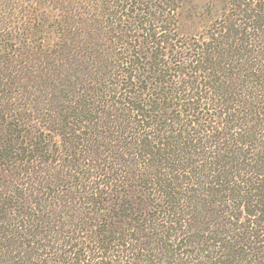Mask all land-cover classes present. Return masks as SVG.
<instances>
[{"label": "trees", "instance_id": "1", "mask_svg": "<svg viewBox=\"0 0 264 264\" xmlns=\"http://www.w3.org/2000/svg\"><path fill=\"white\" fill-rule=\"evenodd\" d=\"M56 1L62 6L63 13L55 17L68 37L65 36V42L58 45L61 52L54 53L55 61L64 71H68L69 66L73 67L72 78L68 73V76L63 74L60 80L82 85L83 81L78 78L80 75L86 81L81 88L73 90L76 95L70 93L69 96L66 89L54 95L46 84L41 93L44 105L48 106L44 110L50 112L45 118L49 130L61 136L62 144L67 147L66 155H58L57 158L64 162L68 158L65 165L61 164V171H66L60 176L71 179L72 174L79 171L90 174L88 169L82 170L84 163L74 166L75 160L81 157L85 161L92 156L104 160L101 148H107V159H112L117 166L106 168V171L101 168L102 175L106 177L123 169L124 175L118 176L122 173L118 172L112 177L128 185L129 198L114 208L117 209L114 214H103L102 211L109 212L110 209L98 207L92 197L84 194L91 190L92 195L98 192L99 197L107 191H99L92 185L82 187V183H78L80 190L74 187L72 193H62L61 190L60 194L52 195L55 202L64 198L63 204L53 203L47 211L41 210L44 223L42 216L35 218V214L27 212L24 207L21 210L14 203L20 191L8 189L13 186L6 185L9 182H5V178L9 173L12 177L19 173L36 177L37 173L39 185L58 183L61 178L57 179L55 174H49V178L40 175L41 166L51 163L56 154L51 148L43 149V146L36 150L33 147L14 148L12 141L15 138H10L13 124L1 118L0 264L9 261L3 260L8 253L18 250L23 251L25 257L13 264L30 263L31 258H37L35 253L38 255L37 264H264V6L257 3L251 6L245 2L249 0H230L237 13L224 22L222 30L211 33L209 42L199 43L193 48L200 54L197 58H192L193 54L188 56L189 62L194 59L195 64L190 62L184 69L200 72L203 78L198 80L195 76L191 81L179 78L178 82H170L169 85H173L167 90L162 89L164 92L163 95L160 93L158 106L157 101L144 104L135 95L141 90L143 80L164 85L168 84L165 78L167 70L185 74L177 67H167L161 60L169 49L167 38L157 39L156 33L150 32L149 20L141 26L146 44L152 47L150 52L144 49L139 53L142 56L147 54L149 59L150 69L144 76L137 73L135 66L132 67L138 65L135 60L130 69L124 66L125 63L131 64L130 59L117 63L113 58L108 62L109 52L101 38L104 31L102 18L113 14L111 11L106 14V11L122 9L127 0L101 1L100 5H90L89 1L82 3L81 0L72 4L70 0ZM156 6L150 2L151 8L156 9ZM91 9L97 14L89 15L88 10ZM155 21V26L161 28L159 18L156 17ZM7 24L13 28H9L12 30L9 39L15 38L21 27L13 19ZM135 26V29H140L139 25ZM250 28L257 34H249L247 38L246 29ZM158 47L166 50L158 51ZM113 69L120 71L113 77L115 86L104 90L100 86L93 87L95 77L103 79ZM151 72L152 76L148 78L146 75ZM254 72L259 76L256 77ZM65 86L70 87L69 84ZM192 99L196 100L194 106H191ZM165 100L181 101L175 103L179 106L178 116L171 115V104L168 106ZM134 101H139L140 105ZM205 105H209L207 110H216V123L224 124L220 130L213 126L215 133L219 131L227 135L229 130L235 133L239 146L255 147L256 155L250 150L249 162L245 154L237 152L240 149L229 152V148L224 151L219 148L217 158L207 161L205 147L210 141H203L196 135L197 129L191 125L193 120L188 118L197 112V106ZM44 110L37 111V118L45 114ZM153 111L159 115L157 120L152 119L155 116ZM2 112L6 116L10 114L7 107L0 110L1 116ZM85 129L87 131L83 132ZM138 129L142 132L136 133ZM145 129L149 132H144ZM130 133L136 134L131 136ZM79 146L86 148L79 149ZM122 156L128 159L124 160ZM29 159L31 162L37 160V164L30 167ZM246 172L250 176L245 178ZM109 179L111 176L107 177V182L102 181L103 186L108 185ZM244 189L245 193H242ZM6 192L16 198H6ZM52 193L56 192L53 190ZM136 194H140L142 199L134 200ZM81 197L84 198L83 204H87L85 208L73 204ZM237 198L247 203L246 216L249 219L244 223H227L221 213L231 218L235 216L233 211L236 208L231 205ZM225 203L229 207L224 208ZM212 206L218 211L217 218L208 224L215 225L211 234L216 235L197 238L194 234L199 235L195 232H200L201 227L194 224V218L199 220L205 214L213 215ZM17 212L20 213L17 216L25 220L14 218ZM10 215L13 217H8ZM189 246L194 251L187 253L183 247ZM36 250H40L39 253Z\"/></svg>", "mask_w": 264, "mask_h": 264}, {"label": "rangeland", "instance_id": "2", "mask_svg": "<svg viewBox=\"0 0 264 264\" xmlns=\"http://www.w3.org/2000/svg\"><path fill=\"white\" fill-rule=\"evenodd\" d=\"M76 1L79 2L80 0ZM85 1H89L88 3L90 5H100L101 1L111 3L113 0H81L82 3ZM150 2H154L157 5V8H151ZM245 2L249 3L251 6H253L255 3L260 4V6H264V0H249ZM72 3H75V0H70V4ZM118 3L121 4L120 2ZM58 4L59 3H57L56 0H0V94L2 93V97L0 98V110L6 107L10 110V114H7V116L4 112H2L3 116L0 115V123H2L1 118H4L7 120V122L13 124V127H11L13 128V133L10 135V138H15V140L12 141V146L14 148L18 147L29 149L33 147L32 149L35 150L42 146L45 150L51 148L54 154H56V157L51 163L48 162L41 166L43 169L42 172H40V175L44 176V178H49V174H55L57 179L61 178L60 174L63 175V173L66 171H61V164L65 165L67 162L66 160L68 159H65L64 162L58 161L57 158L58 155L61 157L66 155L67 147L64 145V143L62 144L63 140L61 136H58L55 134V132L49 130V124L45 118L50 112H46L44 110V108H47L48 106L44 105L45 101L42 99L41 93L46 86H49L51 87V92L54 95L59 90L66 89L69 91L68 95L70 96V93L74 94L73 90H75V88H81L86 83L85 79L81 78L80 75H78V78L83 81L82 85L66 83V81L60 80L63 78V74L68 76L69 73L70 76V74L73 73V71H71L73 67L69 66L68 69L70 71H64L57 64L55 61L56 58L54 57L55 52L58 50L61 52V48H58V45L61 46L65 42V36L68 37V35H66V33L61 30L62 28L55 17V15L60 17V15L63 13L61 10L62 6ZM123 5L124 7L122 9L111 8L112 10L106 11V14L110 11L113 14L110 16L107 14L105 15L108 16L107 18H102L101 23L104 31L101 38L102 42H104L106 45L107 53L109 52L107 55L108 62H112L113 58H116L117 63L120 61L125 62V60L130 59L131 64H124L126 69H130V66L135 63L133 60H135L138 65L134 64L132 67L135 66V68H137L136 71L138 74H144L147 69H150L148 68V55L145 54L142 56L139 54L140 51L144 49H147L148 52L152 50V47H150L151 45L146 44L147 42L145 41V33L141 31V26H144L145 22H148L149 20V22H151L150 32L156 33V37L159 40L167 38L166 45L169 49H167V52L165 53L167 55H163V58H161V60L164 61L163 63L166 64L167 67H177V69H182L185 72V74H180L178 71L176 72L173 70H167L165 73V78L168 79V84L164 85H160L159 83L156 84L154 81L149 84L145 82V80L140 83L141 90L137 93V95H135V97H139L140 101H142L144 104H150L151 102L153 104L154 101H157L158 106L161 102V99H159L160 93L163 95L164 90H167V87H171L173 85V83L172 85H169L170 82H178L179 78L191 81L192 79H195V76L198 80L203 78L200 72L195 73L191 71L190 68L184 69L189 67L190 62L191 64L194 62V59H191L189 62L188 56L193 54L192 58L194 56L197 58V56L200 54L199 52L196 53L197 51H194L193 48L199 46V43L209 42L211 33L222 30V26L225 25L224 22L229 17H231V15L237 13V11L234 10L233 6L230 4V0H127L123 3ZM136 7H139V9H145L138 10ZM91 10H88L89 15L97 14V12ZM115 10L119 11L116 12ZM28 11L30 13H28ZM153 14H155L154 17ZM156 17L159 18V24H161V28L155 26ZM11 18L21 27L20 30L16 31L17 34L15 33L16 39L14 37L9 39V36H11L9 33L12 31L9 30V28L12 27H9L10 25L7 23L12 20ZM243 21H245V19H243ZM135 24L139 25L140 29H135V27H137ZM22 31L24 33L19 35ZM246 34L248 35L247 38H249V34L256 35L257 32L250 28L246 29ZM169 37L170 39H168ZM144 42L145 44H142ZM160 44L163 46V43ZM159 50L166 49L164 47H158V51ZM123 56H125L126 59ZM117 58H119V60ZM117 70L113 69L112 72L107 76H104L103 79H98L95 77L92 81V84L94 85L93 87L98 88V86H100L101 89L104 90L107 87H111L112 85L115 86L113 77H115L116 74L120 72ZM254 74L256 77L259 76V73L254 72ZM146 76L149 78L152 76V72ZM148 78L147 80H150ZM44 84H46V86ZM66 84H69L70 87L65 86ZM155 86H159V88H155ZM194 101L196 100L194 99ZM194 101L192 102L193 104H191V106L196 104ZM134 102H138L137 104L140 105L139 101ZM164 102L168 106L171 104V115L173 117L178 116L177 109L179 106H176L175 103H180L181 101L165 100ZM158 106L156 107V110ZM208 107L209 105H205L204 107L197 106V112L188 117L190 120H193L191 125L197 129L196 135L202 138L203 141H210V143L205 147V151L208 152L207 161L215 160V157L217 158V151L220 150L219 148H222L223 151L228 150L229 148V152H234V149H240V151L237 150V152H240L242 155L245 154L246 161L249 162L248 157H251L249 155L250 150L252 154L254 153L256 155L255 147L250 145L239 146L235 141V133L230 132L229 130V134L227 135H222L221 133H218L219 131L216 132L218 133L216 134V129L212 127L216 126L217 129L220 130L224 124L216 123V110H207ZM144 108L148 107L145 106ZM41 109L45 111V114L40 118H37V111L39 113ZM148 109L154 110L153 107ZM152 113V115H155L152 117V119L157 120L159 117L157 112L153 111ZM152 119L151 121H154ZM85 131L87 130L85 129L83 132ZM138 131L139 133L142 132L140 129H138L136 133ZM144 132H149V130L145 129ZM136 133H130V135L135 136ZM1 135L2 134H0V138L3 137ZM214 135L219 136V138H213ZM220 137L222 138L220 139ZM85 148V146H79V149ZM61 149L62 152L60 151ZM101 151L105 156L104 160H99L93 156L92 159L89 158L88 160L84 158L85 161L81 157L78 160H75L74 166L78 167L79 164L83 165L84 163L85 166L82 170H85L84 168H86L89 170L90 174L87 175L84 173V171H79L78 173H73V178L71 179L61 178V180H57L58 183L39 185L38 183L40 178L37 173L36 177L29 173H19L18 176L12 177V173H9L4 180L5 182L9 183L5 184L13 186L8 189L13 188L17 193L20 191V194H17L18 196H16V198L12 193L6 192L9 195V197L6 195V198L10 199V196L16 198V202L12 198L11 199L14 201L15 205L18 206V208L21 209L22 207L23 209L24 207L27 212H32L35 214V218H38V216L41 218L43 215L41 210L47 211L48 206H53V203L63 204L64 198L58 202H55L54 199L51 198L52 195L60 194L61 190L62 193H72L74 191V187H76L77 190H80L78 189L77 184L82 183V187L85 185H92L93 187L99 188V191L100 189L107 191L106 194L101 193L98 197V192H96V195H92L90 190L86 195L84 194V196L92 197L98 207H101L102 209H110L109 212L102 211L101 213L114 214L117 212V209L114 208H116L118 204H123V202L127 201L129 198L127 196L128 185H123L121 182L113 180L112 177L114 173L118 174V172H122L118 176L124 175L123 169H121L122 171L116 170L114 173H109V175L106 177L102 175L101 168L106 171V168L117 165L112 163V159H107V154H109L107 152L105 153L107 148L104 149L102 147ZM26 155L27 153L23 154V156ZM35 158L37 159V157ZM122 159L127 160L128 158L122 156ZM36 161L31 162V159H29V166L31 167V164H37ZM100 172L101 175H99ZM70 173H72V171H70ZM109 176H111L112 180L109 179L108 185L103 186L102 181L107 182V177ZM249 176L250 173L248 172L244 174L245 178ZM16 183H18V186ZM117 186L120 187L117 188ZM141 186L143 187L142 184ZM118 189L121 192H119ZM53 190L56 193H52ZM244 191L245 189L242 190V193ZM140 196V194H136L137 198L134 200L138 201ZM83 199L84 198L82 197L80 201L76 199L73 204L78 206L81 205L85 208V205L87 204H83ZM233 202L234 205L231 206L236 208L233 211L235 216L231 218L230 216H227L226 213H221V215L225 217L222 218H224L225 222L227 223L234 221L243 223L245 221L247 222L249 219L248 216H246L247 203L244 202L242 198H237ZM230 204L232 203L230 202ZM212 207L213 209L211 208L210 210H213V215L205 214V217H200L199 220L193 217L195 220L194 224L198 226V228L201 227L200 232L202 231V234H200L198 231L195 232L199 234H194L197 236V238L216 235L211 234V231L213 228H215V225L208 224L217 218L218 211L214 210L216 209L214 206ZM226 207L229 206L225 203L224 208ZM181 210H183V208H181ZM18 214L20 213L17 212L16 215H14V218ZM8 217H13V215ZM17 219L22 221L25 220V218H21L19 216H17ZM17 219L15 220L17 221ZM41 221L44 223L43 216ZM216 221L219 222V219ZM35 222H37L36 219ZM183 250L189 253L194 251V248L190 246L183 247ZM18 251L16 253H8V255L3 260L9 261L5 263L13 264L14 261H19V259L23 260L22 257H25V254H23V251L21 250ZM26 251L27 250H25V252ZM39 251L36 250L35 252L39 253ZM31 254H33V251H31ZM34 256H37L38 258L37 253H35ZM37 258L35 260L34 258H31L30 263L25 262L23 264H33L32 262L37 264Z\"/></svg>", "mask_w": 264, "mask_h": 264}]
</instances>
